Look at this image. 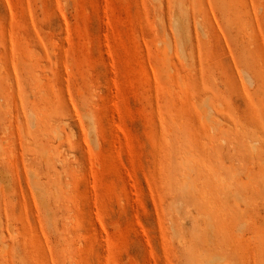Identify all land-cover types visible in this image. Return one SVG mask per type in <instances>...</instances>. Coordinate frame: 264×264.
Segmentation results:
<instances>
[{
  "label": "rangeland",
  "instance_id": "1",
  "mask_svg": "<svg viewBox=\"0 0 264 264\" xmlns=\"http://www.w3.org/2000/svg\"><path fill=\"white\" fill-rule=\"evenodd\" d=\"M0 264H264V0H0Z\"/></svg>",
  "mask_w": 264,
  "mask_h": 264
}]
</instances>
